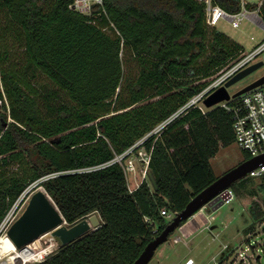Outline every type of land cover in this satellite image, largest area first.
I'll return each mask as SVG.
<instances>
[{
	"label": "trees",
	"instance_id": "obj_1",
	"mask_svg": "<svg viewBox=\"0 0 264 264\" xmlns=\"http://www.w3.org/2000/svg\"><path fill=\"white\" fill-rule=\"evenodd\" d=\"M74 1L0 0V225L42 187L68 226L92 214L101 224L34 264H134L169 224L160 211L173 217L212 185L210 161L234 144L220 107L187 108L152 132L244 51L194 0H101L90 14ZM146 136L157 191L143 182L130 194L107 164ZM254 181L264 196V175L234 196ZM248 212L244 236L264 217L255 203Z\"/></svg>",
	"mask_w": 264,
	"mask_h": 264
},
{
	"label": "built area",
	"instance_id": "obj_2",
	"mask_svg": "<svg viewBox=\"0 0 264 264\" xmlns=\"http://www.w3.org/2000/svg\"><path fill=\"white\" fill-rule=\"evenodd\" d=\"M81 1L75 0L71 9L77 10L83 14H87L85 9H77ZM101 2L100 0H96ZM201 4L204 8L205 24L209 28H215L216 25L221 21L225 20L233 28H238L244 20H248L261 30L264 31V21L262 18V8L264 6V0H257V5H251L245 0H194ZM224 2L225 7H221L220 3ZM264 53V41L258 45L249 54H241V56L226 67L222 72L219 73L214 79H212L207 88L200 94L193 97L187 105L182 108L178 113L173 115L171 118L160 124L152 134L159 133L169 122L175 119L185 109L190 107H196L202 112L207 110L203 106L204 100L211 95L214 91L224 86L226 82L232 79L235 75L245 70L246 68L254 65L256 59ZM215 107L224 109L231 118L232 122V133L234 136V144L241 153H246L249 159L264 156V84L259 86L245 94L240 95L237 98H230L226 102H222ZM136 142L132 147L125 150L120 155H115L114 159L107 165L116 164L119 165L123 171L126 183L133 181V187L128 188L130 194L134 193L142 183H137L134 177V166L133 157L138 155V158L145 167V176L147 177V167L150 160V153L146 152L143 148V143L146 138ZM248 159V160H249ZM147 171V172H146ZM264 175V163L251 171L246 177L252 179H258ZM226 199L223 201L224 205H230L235 199L233 191L230 189L226 190ZM207 207L202 208L195 213L189 220L193 219L196 215L199 216L201 225V231H207L211 233V226L215 221L213 215L214 212H209ZM160 215L165 218L171 216L165 211H160ZM8 217V216H7ZM6 219L0 225V234L7 230V228L14 221ZM188 220V221H189ZM264 225L263 219L256 223L254 229L247 233L244 237V242L248 243V239L256 235V232H260ZM178 230V229H177ZM176 230V231H177ZM173 244H185L186 239L181 235H176L173 240ZM228 251V246L223 245L220 252V259L218 262L214 260V264H261V254L264 257V244L252 243V246L247 250L236 248L230 254L224 255ZM43 261V259H42ZM183 264H195L192 259H187Z\"/></svg>",
	"mask_w": 264,
	"mask_h": 264
},
{
	"label": "rangeland",
	"instance_id": "obj_3",
	"mask_svg": "<svg viewBox=\"0 0 264 264\" xmlns=\"http://www.w3.org/2000/svg\"><path fill=\"white\" fill-rule=\"evenodd\" d=\"M245 1L251 5H257L258 3L257 0ZM99 4H101V2L99 3L96 0H85L81 1L77 9H82L83 11L85 9L86 13L90 14L92 8ZM215 30L241 46L246 55L251 53L254 48L264 41V31L248 20L241 22L238 28H233L228 22L221 20L216 25ZM256 62L264 63V53L256 59ZM123 70L124 75H136L137 73L134 64L125 65ZM263 75L264 65L229 88L228 93L233 95L235 92ZM0 112L2 113L1 102ZM132 159L136 182H145L150 187L148 179L145 176L144 164L140 162L137 154L136 157H133ZM242 160V153L238 150L235 144H233L226 149H221L216 157L210 161V165L215 176L219 178L241 164ZM133 184V181L127 182V186L131 188L133 187ZM258 184V181L252 182L248 185L247 190L241 193L240 196L235 197L230 205H224L213 213L215 221L212 224L213 231L211 233L204 231L196 235L189 242H185V244L180 242L175 245L172 242L173 238L177 235L175 231L167 238L166 242L156 249L148 264H183L187 259H192L195 264H214V260L218 262L220 259V252L223 245L228 246V251L224 253V255H228L236 248H241L242 250L249 249L253 242L261 245L264 244V225L260 232H256L255 236L248 239V243L244 242L246 239L244 237V230L250 225L248 212L250 204L255 203L262 211H264V196L258 191ZM25 200L19 204L14 211H11L7 219L13 221L21 214ZM173 217L165 218V220L170 223ZM4 233L5 231L1 236H3ZM33 251L36 253L47 251L46 255L42 258L44 260L46 256L54 253L56 248L50 247L49 244H46L43 241H37L36 244L33 245ZM21 253L28 258L33 256L30 251L26 253L25 250H23ZM260 256V263L264 264V257L262 254ZM42 259L27 264L39 263L42 262Z\"/></svg>",
	"mask_w": 264,
	"mask_h": 264
},
{
	"label": "water",
	"instance_id": "obj_4",
	"mask_svg": "<svg viewBox=\"0 0 264 264\" xmlns=\"http://www.w3.org/2000/svg\"><path fill=\"white\" fill-rule=\"evenodd\" d=\"M263 65V62H258L235 75L224 86L214 91L204 100V108L211 109L230 98H237L262 86L264 75L247 84L233 95L228 93L229 88L260 69ZM261 163H264V156L249 159L217 178L212 185L195 196L181 213L173 217L166 228L144 248L134 264H148L156 249L166 242L167 238L179 229L183 222H187L202 208L207 207L211 212H216L223 206L222 203L227 195L226 190L246 178ZM147 179L151 188L157 191L156 182L149 172H147ZM25 195L27 197L20 216L11 223L4 233L11 241L15 253L22 252L30 244L48 233L55 235V248L60 250L100 228L101 221L96 214L68 226L54 202L42 187L34 186ZM42 241L46 244L49 243L45 240Z\"/></svg>",
	"mask_w": 264,
	"mask_h": 264
},
{
	"label": "bare ground",
	"instance_id": "obj_5",
	"mask_svg": "<svg viewBox=\"0 0 264 264\" xmlns=\"http://www.w3.org/2000/svg\"><path fill=\"white\" fill-rule=\"evenodd\" d=\"M17 218H15L14 220H16ZM42 240L48 241L50 247L52 248L56 247V242H54L55 235H52V233H48L42 236L37 241H42ZM37 241L33 242L25 249L26 253L30 251V253H32L33 255L32 257L28 258L21 252L15 253L13 251L14 247L11 241L5 236V234H3V236H1L0 238V264H27L29 262H35L42 259L43 256L46 255L47 251H41L39 253L34 252L33 245L36 244Z\"/></svg>",
	"mask_w": 264,
	"mask_h": 264
},
{
	"label": "crops",
	"instance_id": "obj_6",
	"mask_svg": "<svg viewBox=\"0 0 264 264\" xmlns=\"http://www.w3.org/2000/svg\"><path fill=\"white\" fill-rule=\"evenodd\" d=\"M211 212V211H209ZM215 213V212H214ZM199 220V216L196 215L193 219L187 221L184 223L177 231V235H181L185 237L186 242H189L192 238H194L196 235H198L201 232V223ZM211 231H213V225L211 226Z\"/></svg>",
	"mask_w": 264,
	"mask_h": 264
}]
</instances>
